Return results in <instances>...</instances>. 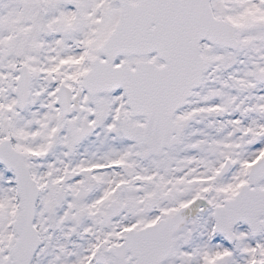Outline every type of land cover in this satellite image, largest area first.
I'll list each match as a JSON object with an SVG mask.
<instances>
[{
  "label": "snow or ice",
  "instance_id": "obj_1",
  "mask_svg": "<svg viewBox=\"0 0 264 264\" xmlns=\"http://www.w3.org/2000/svg\"><path fill=\"white\" fill-rule=\"evenodd\" d=\"M0 264H264V0H0Z\"/></svg>",
  "mask_w": 264,
  "mask_h": 264
}]
</instances>
